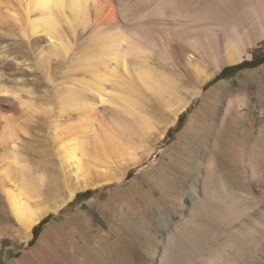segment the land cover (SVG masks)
<instances>
[{
	"label": "rangeland",
	"instance_id": "1",
	"mask_svg": "<svg viewBox=\"0 0 264 264\" xmlns=\"http://www.w3.org/2000/svg\"><path fill=\"white\" fill-rule=\"evenodd\" d=\"M63 30L79 54L94 48L93 43L79 48L83 38H73L68 24ZM43 51L22 42L15 28L1 26L0 53L9 66L8 73L12 71L13 86L18 84L15 87L18 91L21 88L18 94L22 100L29 96L26 102L38 108V112H31L28 106L22 107L25 114L20 118L24 125L27 123L28 134L20 149L30 161L32 175L45 177L39 201L52 205L67 194L53 140L56 125L64 128L70 119H78L75 112H61L59 99L64 82L81 77L83 72L71 71L70 57L65 63H57L48 79L39 64ZM261 58L264 41L244 62ZM155 65L181 82L178 97L193 98L190 91L195 84L181 68ZM220 73L204 85L205 96L190 102L172 126L177 97L154 94L146 104L154 129L137 123L144 129V138H133L115 123L102 119V127L90 135L89 143L101 144L119 163L135 153L141 160L129 168L124 180L77 192L57 213L46 216L50 219L28 245L17 238L19 226L0 193V264H11L32 251L49 228L55 238L54 252L47 257H26L23 264H212L214 256L219 259L214 264H264V64L216 80ZM236 97L246 104L239 106ZM20 111L12 101L0 110L13 118ZM243 120L250 121L252 135L247 152L240 156L244 165L238 170L233 145L242 139ZM158 130H165L163 139L157 138ZM155 140L156 149L147 155L142 147ZM237 175L242 178L241 187ZM88 191L92 195H85ZM138 236L148 238L145 250L137 249ZM130 251L137 262L134 257H124Z\"/></svg>",
	"mask_w": 264,
	"mask_h": 264
},
{
	"label": "bare ground",
	"instance_id": "2",
	"mask_svg": "<svg viewBox=\"0 0 264 264\" xmlns=\"http://www.w3.org/2000/svg\"><path fill=\"white\" fill-rule=\"evenodd\" d=\"M64 24L72 29L73 38H83L79 48L85 49L91 43L94 48L79 54L75 42L63 30ZM2 25L15 28L19 39L32 48L44 50L39 64L48 79L53 76L55 65L67 62L70 57L71 71L83 72L81 77L64 82L59 99L61 112L66 115L75 112L78 119H70L64 128L56 125L53 136L66 198L59 200L61 203L44 205L39 198L45 177L32 175L30 161L20 149L28 134L27 123L24 125L20 118L25 114L22 107L28 106L31 112H38V108L26 102L28 95L22 100L18 94L21 88L18 91L15 87L18 84L13 86L12 71L8 73L9 66L4 64L0 53V110L10 101L21 109L17 118L0 112V193L19 226L17 238L28 245L34 237V227L72 201L77 192L122 181L129 168L138 163L137 153L119 163L115 154L107 149L105 152L101 144L89 143L90 135L102 127V119L115 123L132 137H143L144 129L138 122L154 129L146 104L154 94L160 97L170 94L177 97L174 120L170 122L174 125L175 118L190 102L205 96L206 83L224 67L250 60L253 50L264 41V0H0V28ZM155 63L181 68L195 84L190 91L194 99L178 97L181 82ZM236 101L239 106L246 104L241 98ZM241 124L242 139L233 145L238 170L244 165L240 156L247 152L252 135L250 121L243 120ZM157 132V138L163 139L165 130ZM155 144L156 140L141 147L148 155L156 149ZM241 179L237 175L240 187ZM135 239L137 249L145 250L148 238ZM54 243L49 228L32 251L11 264H21L26 257H47L54 252ZM124 257L127 260L134 257L137 262L131 251ZM212 259V264L219 260L217 256Z\"/></svg>",
	"mask_w": 264,
	"mask_h": 264
},
{
	"label": "trees",
	"instance_id": "3",
	"mask_svg": "<svg viewBox=\"0 0 264 264\" xmlns=\"http://www.w3.org/2000/svg\"><path fill=\"white\" fill-rule=\"evenodd\" d=\"M264 64V58H261V59H254L253 61L251 62H244L242 63L241 65H237V66H233V67H228V68H225L224 70H222V72L220 73V75L216 78V80L221 77V76H232L234 75L236 72L244 69V68H253V67H256V66H259V65H262ZM182 120H183V116L180 117L179 119V122H178V128L181 127L182 125ZM85 195H92V192L88 191L85 193ZM50 219V217H47L46 219H44L38 227H36L34 229V239L33 241L36 240V238L39 236V233H40V230L41 228L43 227V225L48 222V220Z\"/></svg>",
	"mask_w": 264,
	"mask_h": 264
},
{
	"label": "water",
	"instance_id": "4",
	"mask_svg": "<svg viewBox=\"0 0 264 264\" xmlns=\"http://www.w3.org/2000/svg\"><path fill=\"white\" fill-rule=\"evenodd\" d=\"M243 63V62H242ZM241 64V63H240ZM238 65V64H237Z\"/></svg>",
	"mask_w": 264,
	"mask_h": 264
}]
</instances>
